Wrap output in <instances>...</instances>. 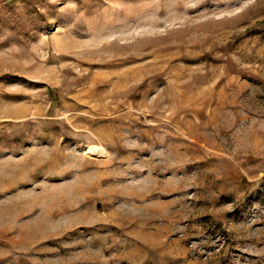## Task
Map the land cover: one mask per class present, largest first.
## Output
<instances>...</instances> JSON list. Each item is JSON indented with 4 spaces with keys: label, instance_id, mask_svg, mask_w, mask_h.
Listing matches in <instances>:
<instances>
[{
    "label": "rangeland",
    "instance_id": "1",
    "mask_svg": "<svg viewBox=\"0 0 264 264\" xmlns=\"http://www.w3.org/2000/svg\"><path fill=\"white\" fill-rule=\"evenodd\" d=\"M0 264H264V0H0Z\"/></svg>",
    "mask_w": 264,
    "mask_h": 264
}]
</instances>
